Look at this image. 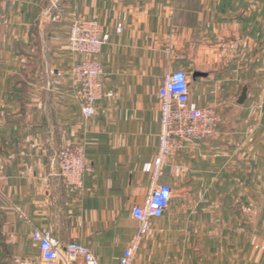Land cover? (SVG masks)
Returning <instances> with one entry per match:
<instances>
[{"label": "crops", "instance_id": "obj_1", "mask_svg": "<svg viewBox=\"0 0 264 264\" xmlns=\"http://www.w3.org/2000/svg\"><path fill=\"white\" fill-rule=\"evenodd\" d=\"M51 5L63 22L46 19ZM79 18L110 35L91 119L69 75L87 59L68 50ZM178 70L219 123L169 158L159 180L172 189L169 207L134 264H264V0H0V264H47L35 231L52 233L61 255L76 241L100 264L119 261L152 184L144 166L159 151L158 90ZM73 143L95 168L75 194L57 165Z\"/></svg>", "mask_w": 264, "mask_h": 264}, {"label": "built area", "instance_id": "obj_2", "mask_svg": "<svg viewBox=\"0 0 264 264\" xmlns=\"http://www.w3.org/2000/svg\"><path fill=\"white\" fill-rule=\"evenodd\" d=\"M54 20L61 22L64 8L55 6ZM122 26L119 25L117 33ZM110 42V35L104 31L98 20L79 18L73 21L68 39V50L73 55H83L86 60L76 62L70 70L71 86L75 99L82 106L86 119L97 111V104L105 97L102 82L103 67L96 59ZM65 78L64 72L53 75V87H59ZM190 79L183 70L166 75L158 90L160 100L159 151L153 163L146 164L144 171L151 175L152 184L145 204L132 211L139 223L138 230L116 264H134L145 237L151 230L152 220L162 218L168 210L172 189L159 180L168 167L170 157L179 154L189 145L200 143L212 137L219 123L215 108H200L191 101ZM112 93L108 96L112 97ZM59 177L70 193H82L88 174L95 173L87 159V146L73 143L63 147L57 155ZM33 240L38 244L40 255L47 264H100L93 252L83 244L72 241L61 255L59 244L50 232L35 231Z\"/></svg>", "mask_w": 264, "mask_h": 264}, {"label": "water", "instance_id": "obj_3", "mask_svg": "<svg viewBox=\"0 0 264 264\" xmlns=\"http://www.w3.org/2000/svg\"><path fill=\"white\" fill-rule=\"evenodd\" d=\"M55 12V9L52 7V5L49 7L48 11L46 12L45 16L46 19H51L53 13ZM206 75H202L201 73H196L195 77H204ZM246 99V90L243 91V94L240 98V103H243Z\"/></svg>", "mask_w": 264, "mask_h": 264}, {"label": "rangeland", "instance_id": "obj_4", "mask_svg": "<svg viewBox=\"0 0 264 264\" xmlns=\"http://www.w3.org/2000/svg\"><path fill=\"white\" fill-rule=\"evenodd\" d=\"M55 12H56V10H55ZM63 18H64V17H63ZM61 22H63V20H62ZM61 22H58V23H61Z\"/></svg>", "mask_w": 264, "mask_h": 264}]
</instances>
